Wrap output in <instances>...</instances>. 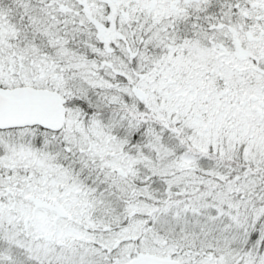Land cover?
<instances>
[{
    "label": "snow or ice",
    "instance_id": "1",
    "mask_svg": "<svg viewBox=\"0 0 264 264\" xmlns=\"http://www.w3.org/2000/svg\"><path fill=\"white\" fill-rule=\"evenodd\" d=\"M0 264H264V0H0Z\"/></svg>",
    "mask_w": 264,
    "mask_h": 264
}]
</instances>
